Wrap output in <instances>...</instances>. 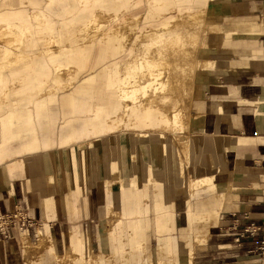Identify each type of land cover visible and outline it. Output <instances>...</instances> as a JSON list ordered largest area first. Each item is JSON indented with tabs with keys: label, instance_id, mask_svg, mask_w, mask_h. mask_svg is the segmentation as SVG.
<instances>
[{
	"label": "crops",
	"instance_id": "obj_1",
	"mask_svg": "<svg viewBox=\"0 0 264 264\" xmlns=\"http://www.w3.org/2000/svg\"><path fill=\"white\" fill-rule=\"evenodd\" d=\"M6 1L0 0L1 13L5 16L25 14L30 25L37 27L32 16L38 9L31 5L32 1L26 0V4L16 8L6 5ZM44 1L47 3L49 0ZM221 3L222 14L225 18L233 19L227 22L226 18L225 28L238 32V35L229 33L234 40L219 41L214 53L210 54L217 66L214 60L212 66L215 68L205 74L202 83V98L194 110L199 117L193 120L192 126L197 133L189 137L190 155L185 160L188 162L186 169L182 166V155L176 149L179 138H182L179 125L168 121L158 124L147 122L143 103L138 106L142 118L131 120L132 104L119 98L120 94H125L124 91L116 92L112 87L106 93L105 102H102V98L101 103L96 102L93 119L74 117L76 114L70 111L65 115L62 98L68 95L66 92L70 95L77 92L73 89L62 90L65 84L63 77L49 60L51 75L43 90L45 99L50 101L46 117L39 120L35 104L31 103L29 107L37 128L36 138L24 133L20 124L17 125L20 126L17 130L19 137L6 143L0 122V215L13 212L17 207H26L37 228L43 220L47 221L46 225L43 224V233L48 240V252L52 254L50 264H58L60 259L70 258L71 254L78 264H85L82 244L85 252L89 251L90 246L96 255H111L108 236V251L98 250L99 242L104 239L100 231L102 218L97 208L103 201L104 192L96 187L91 194L85 193L87 188L96 184L98 178H102V187L106 192L102 212L105 220L118 221L117 213L123 212L127 204H131L130 207L134 204L142 211V219L148 221L150 229V214L152 211L155 213L153 231L158 243L154 253H150L147 234L146 251L135 256L117 255L114 264H177V260L178 264H187L189 253L179 237L183 229L189 232L187 208L183 203H193L195 212L218 211L217 216L208 219L209 223L193 226V234L206 240L205 246L196 253L195 264H264V257L258 251L264 239V0H226ZM42 10L47 11L46 4ZM71 18L63 19V23L70 22ZM52 19L61 22L60 19ZM57 31V36H61L64 27L59 26ZM42 50L44 47L38 44L30 53ZM82 50L90 51V64L76 74L75 88L97 72L96 69L91 70V66L101 55L98 45H87ZM34 66L33 61H29L19 65L15 72H33ZM27 67L31 70H26ZM116 71L114 80L118 78L120 69L117 67ZM10 74L6 73L8 76ZM7 94L0 93L3 109L8 108L5 103L20 108L21 99L31 98L24 97L17 90L8 91ZM9 112L4 111V114ZM155 127L158 130H151ZM173 127L176 132L168 134L167 130ZM90 137L95 139L84 142ZM162 142L174 148L173 157L178 164L180 178L173 166L170 168L174 171L173 176H161L160 181L149 178L150 168L157 161L156 154H152V144ZM82 155H88V161H84ZM212 156L218 166L216 175L221 177L218 182L220 186L212 182L210 188L199 186L194 191L190 180L194 181L196 177L192 173L189 176L187 171L199 166L203 158ZM159 161L165 162L168 170L165 154L159 156ZM3 165L5 168H1ZM64 165L68 170L66 176L62 169ZM58 174L66 177L65 182L71 189L57 179ZM180 179L183 181L182 188ZM15 180L21 183L14 184ZM135 187L136 194L133 192ZM60 193L64 196L58 199L57 194ZM166 195L170 199L173 196V201L167 202ZM202 199L207 200L199 203ZM166 207L169 214H175L174 235L177 242L173 255L166 250L167 236L159 237L156 233L159 210ZM139 219L140 216H130L126 219V226L134 225ZM73 220L79 221L72 223ZM121 222L117 225L125 226ZM247 229L256 230L257 233L251 236L245 233ZM28 237L19 234L13 241L0 240V264H29L35 259H38L35 264H48L41 260L43 256L26 255L25 248L30 249L33 244H38L33 243L37 241L33 231Z\"/></svg>",
	"mask_w": 264,
	"mask_h": 264
},
{
	"label": "rangeland",
	"instance_id": "obj_2",
	"mask_svg": "<svg viewBox=\"0 0 264 264\" xmlns=\"http://www.w3.org/2000/svg\"><path fill=\"white\" fill-rule=\"evenodd\" d=\"M31 1V0H30ZM73 2H75L76 0H72ZM223 1L226 0H155V3L158 4L156 8L150 10L148 7L151 5H153V3L148 2L147 0H141L142 3L138 4V0H127V4L126 7H124L122 10L120 11H116L114 13V17L115 19L111 22V23H107L104 26L102 25L101 28H99V32H96V36H94L92 33L86 34L85 33V26H88V22L90 21L89 18H86V11H85V4H90L91 0H78L75 2V4H73V7H76V12H73L71 14V12L66 16L67 17H73V19H76V22L73 25H69L68 23H61V22H54V20L52 19V16H49V13H45L43 10H38L35 13H38V15L42 16L44 21H49L50 23H56V27L55 30L58 29L59 26L64 27V35L67 36V38L69 39L68 42L66 43H58L57 47H59L60 49L58 51L52 52L49 48V45L45 42V40L48 37L47 34V24L46 23H42L39 27L38 23V27H36V29H40L42 30V35H43V39L33 42L31 43V45L33 46L32 48H26V49H22V52L28 51V53L30 54V56L25 59H22L19 63V65L22 64H26L29 61H33V63L35 64L34 68H32L33 72H28L25 70H22L21 72H23V77H22V82L19 83V86H15V87H10L11 90H17L19 91V89H28V91H24L23 93H21V95H23L24 97H30L29 99L23 98L21 99L22 101H20V105L21 103H26L29 105L33 103L35 104V106L37 107V118L39 120H41L42 118H45L46 115V111H47V107L49 106L50 101H48L47 99H45V94H43V90H45V84L47 82V79L49 78V76L51 75L50 73V65L48 64V60L53 63L56 67L57 70L59 69H67V71H72L73 74L70 75H65L63 76L62 74H60L63 77V80L65 82L64 86L62 87L63 91H71L73 89V91H76V94H72L70 95L68 92H66V94H68L66 97L62 98L61 102L63 105V108H66L64 111L66 112L65 115H67V112H72L73 115L76 114L77 118H91L93 119V115L95 113V104L96 102L101 103V98H102V102L106 101V93L110 90L115 89L116 92H120L122 93L124 90V88L131 83V87L135 88L137 87L138 89L140 88V83H139V79L141 77H143L144 73L152 68V66L150 67L149 65V61H146V57L148 55V53H150L153 50H157L159 51V49H161L162 47V43L165 40V38L169 35L170 37L176 36V34L179 33V31H183L182 28H186L189 29L188 31H207L208 29H216L219 28L221 35L223 36V42H230L231 40H234L233 38L231 39L232 36H237L238 32L236 33V31L234 30H227L225 28V24H226V18H227V22H231L233 19L232 18H228L222 14V5ZM26 2V0H25ZM49 1L47 3L44 2V5L48 4ZM197 3V4H207V5H215V11L216 13H221L222 15H217L212 17L210 15H208V11L206 9V7H204V5H197L195 8H191V5ZM6 5H9L11 8H15L11 5V3L8 1H6ZM31 5L33 6V3L31 2ZM52 7L55 9L57 8L56 3H51ZM195 6V5H192ZM34 7V6H33ZM142 7L143 10H140V8ZM36 9V8H35ZM199 11L200 14L202 15V17L200 18V20L198 21H194V19L192 18V14L195 11ZM132 13V14H131ZM1 19L5 20L8 19L11 22H16V18L12 16H5L3 13H1ZM144 14V15H143ZM25 15V14H24ZM54 18L58 19V16H53ZM33 18V17H32ZM46 18V19H45ZM72 19V20H73ZM61 23V25H60ZM178 27H181V29H178ZM176 28V29H175ZM95 33V32H93ZM191 33V32H189ZM229 33H232V36H229ZM57 35V34H55ZM57 38V37H56ZM123 40H127V42H123ZM43 46L44 50H42L39 53H30L31 49H34L37 47V45ZM87 45H98V48L100 50V58L95 62V65L91 66V70H95L97 72L91 74V76H89L84 82H82L81 84H79V86H77L75 88V80H76V74L79 72H82V70L86 69L85 65L87 66L88 63L90 64V58H91V53L88 50H82L85 46ZM128 45V46H127ZM84 46V47H83ZM202 46H205L204 44ZM65 47V48H63ZM156 48V49H155ZM56 52H59L58 54ZM214 53V50L211 51L210 54ZM25 57V56H24ZM61 57L64 58V60H59ZM136 58V59H135ZM37 59L38 64H37ZM118 59V60H117ZM88 60V61H87ZM215 60V59H214ZM214 62V61H213ZM49 66V67H48ZM71 66V67H70ZM217 66V62L215 60V67ZM118 67V69H120L119 73H118V78H116L114 80V76L117 74L116 68ZM212 66L211 69L215 68ZM26 70H31L30 67L25 68ZM100 69V70H99ZM210 69V70H211ZM6 73H9L7 70H4L2 72L1 75H6ZM31 74V75H30ZM8 78H11V74L10 76L6 75ZM18 78H20L21 76L17 75ZM184 79H195L194 75H186V76H181ZM154 78H159V76H154ZM205 78V77H204ZM36 79L40 80V83H38L36 81ZM119 80V83H118ZM168 77L164 78L161 82H158L157 80H155L154 85H155V89L154 91H160L164 94L163 97V103L167 104L168 102L171 101V95L172 93L169 92L168 90ZM31 85V86H30ZM45 88V89H44ZM3 89L0 87V93H2ZM33 92V93H32ZM147 90H142L141 94H146ZM196 93H192L189 94V96L191 97V100H193V96ZM203 94V92L201 93ZM8 96V95H7ZM69 96H74L72 98H69ZM123 99L125 101H129L130 104H132V100L130 98H125L123 97ZM191 107L195 104L194 101H191ZM141 103L138 104V106H140ZM5 105L8 107L6 109L2 108V104H0V110L3 111L2 116L4 115V111H10L7 114L10 115H14L16 112V109L18 105H14V104H7L5 103ZM174 108L178 107V102H175L174 104ZM72 108H71V107ZM137 106V107H138ZM104 108V112H105V105H103ZM149 108V109H148ZM141 108H138V111L140 112L139 115H141ZM145 112L147 113V111H151V106H146L145 107ZM100 109H99V113H100ZM109 111V108H108ZM148 111V112H149ZM156 111L159 113V119L157 121H152L150 119L149 116L146 115V120L147 122H150L151 124H157V123H164L166 121L168 122H172V123H177L176 120L173 118H171V115L166 113L162 106H156ZM79 115V116H78ZM179 116V112L175 111L173 114V117H177ZM109 117V115H108ZM105 118V117H104ZM103 118V120H104ZM142 117H139L138 119H141ZM106 119V118H105ZM136 119V121L138 120ZM31 120H32V126H34L33 128V132H30L28 130L23 131L24 133L28 134L29 136H34V138H36V132H37V128L35 126L34 123V118L33 115L31 113ZM88 122H90L89 119H87ZM178 124V123H177ZM179 125V124H178ZM157 126V125H154ZM179 127V131L182 134V138H180V140H184L185 143L188 145V151L186 154L183 153L182 149L180 146L177 147L176 145V149L179 151V153L182 155V166H186V164L188 163L187 160L189 155H190V145L188 143L189 141V137L192 134H196L197 132L191 131V132H186L185 130H182ZM156 129L158 130L157 127L152 128L151 130ZM164 130L165 129H161ZM175 127H173L172 129L167 130L168 134H174L175 131ZM138 131V130H137ZM19 137V135H15L14 137L11 138V136L9 137H5V142H10L12 140H15ZM95 139V137H90L87 140H85L84 142L88 141V140H93ZM36 140V139H35ZM179 144V143H178ZM63 154V153H61ZM65 166V165H64ZM62 167L65 176H66V172H68L67 167ZM1 168H5V166H1ZM102 173V172H101ZM188 175H190V171H187ZM65 178L64 176H61V174L57 175V179L60 180V182H62V184L67 188V189H71V187L65 182ZM54 182H56V178H54ZM102 178H98L96 180V184L92 187L90 186L89 188H87V191H85V193L91 194L95 188H100L103 190L104 193H102L103 195V201L102 203H100V206L97 208L98 211V215H101L102 221L104 220V222L102 223V221L100 222V231L102 230V241L99 242V252L104 249L105 251L107 250V236L110 234V232L112 231V235L113 236H117L119 238V242L120 244L126 245L127 246V252L130 253L132 251H134V249L131 247V244L134 243H138L140 244L139 247L142 249V251H146L147 249V235L145 232V236H143L142 238L136 239L134 237V235L130 232L129 234V227H134V226H144V225H136L137 222L134 223V225L132 226H126L127 220L129 217L124 216L121 212L120 216H116L117 218H119V220L117 221L116 219H111L109 220H105V218L102 215L103 212V208H104V204H106L105 199H106V192L102 187ZM200 180V179H199ZM199 180H196L195 183L193 184L192 188H194L193 190L196 191V188H198L199 186L201 187V185L198 183ZM221 181V177H218L217 179V186L220 184L218 182ZM14 184H19L21 183L20 180H15L13 182ZM212 182H209L207 184H205V186L203 188H210L209 184ZM214 183V182H213ZM215 184V185H216ZM199 187V188H200ZM202 188V187H201ZM58 195V199H60L61 197L63 198V193L57 194ZM63 195V196H62ZM101 196V197H102ZM101 202V201H100ZM153 207V204H152ZM23 208V207H21ZM23 209H26V207H24ZM124 211V210H123ZM140 214H143L142 212ZM112 215H109V217ZM123 216V217H122ZM151 218H149L150 224H151V228L148 231V235H149V242H150V253L153 254L155 251V247L157 246V239L154 235V221H155V213L154 211L151 212L150 214ZM159 219L158 220H162L163 218H165L163 216V218H161V214L159 212L158 214ZM202 218V220H205V218L207 219H211L214 218L213 217V212H209L206 210H203L200 212V216L199 218ZM84 218V217H82ZM81 218V219H82ZM136 218V217H135ZM194 220H190V218H188L189 221V227H191V223H194L197 221L196 217H193ZM80 219V220H81ZM101 220V219H98ZM97 220V221H98ZM139 220H142V217H140ZM201 220V221H202ZM79 220H73L72 223L77 222ZM87 222L89 220H86ZM121 221H123L124 225H117L118 222L122 223ZM45 220L42 221V224L46 225ZM85 221H83L84 223ZM199 222V221H198ZM113 223V224H112ZM174 223H175V219H174ZM111 224L113 226H111ZM204 224V223H202ZM51 225V224H50ZM112 228H111V227ZM193 227V226H192ZM111 231H110V230ZM109 230V232H108ZM69 231H73L72 229H69ZM68 231V232H69ZM126 231V232H125ZM156 233L159 234L157 232V228H156ZM169 233L168 231L165 232ZM184 233V234H183ZM188 233V232H187ZM186 233V229H183L181 232V236L187 234ZM34 239L35 236H34ZM101 239V240H102ZM126 240V241H125ZM39 241V240H38ZM33 242V243H37ZM110 241V240H109ZM111 244H114L110 242ZM193 244H194V261L193 263L195 264L196 262V253H198V249L201 247H204L206 244V240L203 236H201L199 239L195 236V238L193 239ZM112 247V253L111 256L113 258V260L115 259V255L117 253L114 252L113 247H115L114 245L111 246ZM97 250V251H98ZM102 255V254H99ZM179 255H182V251H179ZM179 256V258H180ZM85 258V257H84ZM35 260H31L30 263L35 264V262H37ZM29 263V264H30ZM85 264H90L89 262H87L85 260Z\"/></svg>",
	"mask_w": 264,
	"mask_h": 264
},
{
	"label": "bare ground",
	"instance_id": "obj_3",
	"mask_svg": "<svg viewBox=\"0 0 264 264\" xmlns=\"http://www.w3.org/2000/svg\"><path fill=\"white\" fill-rule=\"evenodd\" d=\"M33 3L34 8L41 10L44 8V0H31ZM78 1V0H76ZM75 1V2H76ZM148 2L153 3V5L150 4L148 7L150 10L157 7L158 4L155 3V0H147ZM176 1V0H174ZM192 1V0H190ZM11 5L13 7H20L26 4L25 0H9ZM72 0H49V3L47 6V11L45 13H50V15L58 16V19L63 22V19L66 18V16L71 12H76V7H73V4H75ZM51 3H56L57 8H53ZM138 4L142 3L141 0H138ZM127 0H91L90 4H85V13L86 18H89L90 21L88 22V26H85V33L89 34L92 33L94 36H96V32H99V28L105 24L111 23L115 17L114 13L116 11L122 10L124 7H126ZM195 5V6H192ZM191 5V8H195L197 5H204L208 11V15L214 17L217 15H222L221 13H216L215 11V5H207V4H197L194 3ZM140 10H143L142 7ZM44 11V10H43ZM195 11V10H193ZM13 17L16 18V22H11L8 19L2 20L1 14H0V87L3 89L2 93L4 95H8L7 92L11 91L10 87H15L16 83L22 82L23 72H15L17 68H19V63L22 59L28 58L30 54L28 51L22 52V49L26 48H32L33 46L31 43L39 41L43 39L42 30L33 28L30 25V22L28 21V18L25 17L24 14L19 15H13ZM33 19L38 23L39 27L42 23L47 24V34L48 37L45 40V42L49 45V48L52 52L58 51L60 48L57 47L58 43H66L68 42L67 36L62 34L61 36H57V29L55 30L56 23H50L49 21H44L42 16L38 15V13L33 14ZM202 15L199 11H195L192 14V18L194 21L200 20ZM46 19V18H45ZM73 19V17L71 18ZM76 22V19H73L69 22V25H73ZM107 22V23H106ZM65 23V22H64ZM37 25V27H38ZM176 29V28H175ZM178 29H181V27H178ZM183 31H179L176 36L170 37L169 35L165 38V40L162 43L161 49L159 51L153 50L150 53H148L146 57V61H149V66L152 68L148 69L143 77L139 79L140 88L137 87H131V83H129L124 88V95L120 94V99L122 100L123 97L130 98L132 100V119L136 120L139 117H142L140 112L138 111V104L143 103L145 106H151V111H147L146 115L150 117L152 121H157L159 119V113L156 111V106H162L163 110L171 115V118L173 120L175 119L176 122L179 124L180 128L182 130H185L186 132L193 131V120L197 119L199 117V114L196 113L195 107L198 106L201 98H202V92L204 85L203 80L205 77V74L209 72V70L212 68L214 57H211L210 53L211 51L215 50L218 47V42L223 41V36L221 35L220 29H208L207 31H188L189 29H186L185 27L182 28ZM95 32V33H93ZM191 32V33H189ZM57 37V38H56ZM123 42H127V40H123ZM205 46H202V45ZM156 49V48H155ZM57 54L59 52H56ZM25 56V57H24ZM136 59V58H135ZM59 60H64L63 57H61ZM4 70H7L8 72H11V79H9L6 75H1ZM63 76L73 74L72 71H67L65 69H59L58 71ZM194 75L195 79H184L180 78L177 81V78L180 76H186V75ZM17 75L21 76L20 78L17 77ZM159 76V78H154V76ZM168 77V90L171 95V101L167 104L163 103V97L164 94L160 91L155 92V85L153 82L157 80L158 82H161L164 78ZM38 83H40L39 79H36ZM31 86V85H30ZM142 90H147L146 94H141ZM21 93L24 91H28V89H19ZM196 93L193 96V100H191V97L189 94ZM22 101V100H21ZM191 101H194L195 104L191 107ZM178 102V107L174 108V103ZM16 112L14 115L10 114H4L2 116L3 111L0 110V122L2 125V128L4 129V136L14 137L18 134V129L22 125L23 131L28 130L30 132H33L34 126H32V120H31V112L29 109V105L26 103H21L20 108L17 106ZM179 112V116L173 117L174 112ZM223 111V110H222ZM148 120V119H147ZM158 124V123H157ZM19 135V134H18ZM179 146L181 147L184 154H186L188 151V145L185 143L184 140H178ZM154 144V143H153ZM152 144V154H156V159L154 163L156 164L152 168H150L149 172V178H153L156 181H160L161 176L168 177L173 176L174 171L173 169H170L172 166L175 167V173L178 178L179 172H178V164L175 161L173 155L175 153L174 148L171 146L169 147V143L162 142L161 144ZM166 151V153H164ZM165 154L167 156L168 162H167V168L166 170V164L165 162L159 161V156L161 154ZM88 155H82V158L84 161H88ZM138 158H140L139 155H137ZM172 156V158H171ZM184 169L187 168V164L184 167ZM218 166L216 163L215 158L212 156L211 158H203L202 163L197 166L193 167V169L189 168L190 173L194 177H196L195 180H198V183L204 187L205 184L209 182H214L216 184L218 176L216 175ZM142 172V171H141ZM213 173V174H211ZM202 175H206V177H202ZM208 175V176H207ZM216 175V176H215ZM191 176V175H189ZM148 179V178H147ZM181 180V179H180ZM195 180H190L191 187L195 183ZM164 186V184H163ZM169 187V185H167ZM181 188L183 186V181L181 180ZM174 188V186H173ZM132 190V188H131ZM137 191L136 187L134 188L133 192ZM128 192V191H127ZM181 189L182 198L183 193ZM126 193V192H125ZM128 196L127 198H129ZM127 198L125 201H127ZM172 199L174 197L172 196ZM170 199L169 195H166V201L170 202L173 201ZM207 200V199H205ZM204 199L200 200V202L205 201ZM127 204V202H125ZM131 204H127L125 206V209H123V215L124 216H135V217H142V214H140L142 211L139 209V207H135L133 204L130 207ZM184 207L187 208V216L190 218V220H194L193 217H196L197 221L194 223H191V227H189V232L183 236H181V240L183 241V246L186 245V251L189 253L188 257V263L187 264H194V244L193 239L195 238V235L193 234V227L195 224H207L209 223V220L205 218V220H202L203 217L199 218L200 212H195L193 210V203H183ZM124 208V207H123ZM161 211V218L163 216L162 220H158L157 223V232L159 233V237L167 236L166 242L167 247L166 250H168L169 255H173V252L176 250L175 243L177 242V238L174 235L176 233L175 230V214H169L167 211V207L164 208V210ZM207 211V210H206ZM149 212H146L148 214ZM110 214H116L115 212H111ZM121 213H117V217L120 216ZM169 214V216H167ZM218 215V211L213 212V217ZM168 217V219H167ZM202 220V221H201ZM199 221V222H198ZM136 225H144V226H132L129 227V234L130 232L134 235L136 239L142 238L148 234L149 231V225L148 221H142L138 220L136 221ZM113 224V223H112ZM111 224V226H113ZM110 226V227H111ZM112 228V227H111ZM186 229V228H185ZM110 230V229H109ZM108 230V232H109ZM112 230V229H111ZM110 230V231H111ZM168 231L169 233L165 232ZM43 224L41 223L38 228L36 229V235H37V243L33 244L30 249L25 248V253L27 256H43V261L49 263V257L52 256L50 251L48 252V240L44 236L43 233ZM126 232V231H125ZM30 232H22L21 234L27 235ZM184 234V233H183ZM22 237V236H21ZM198 239L201 236H196ZM29 238V237H28ZM108 238L110 242H115V248L114 252L117 253L115 255V259L113 260L112 256H104V255H96L92 252L90 246L89 251L85 252V247L82 244L81 249L84 251V257L87 262L90 264H114L116 260V256H129L135 254H138L142 252V249L139 247L140 244L134 243L131 244L134 251L128 253L127 246L120 244L119 238L117 236L112 235V231L108 235ZM179 239V238H178ZM114 244H111V246ZM51 255V256H50ZM119 256V257H120ZM173 258V257H172ZM38 264V263H37ZM58 264H78L76 262V258L73 254H71L70 258L60 259ZM178 264V260H177Z\"/></svg>",
	"mask_w": 264,
	"mask_h": 264
},
{
	"label": "built area",
	"instance_id": "obj_4",
	"mask_svg": "<svg viewBox=\"0 0 264 264\" xmlns=\"http://www.w3.org/2000/svg\"><path fill=\"white\" fill-rule=\"evenodd\" d=\"M37 223L29 215L27 209L15 208L13 212L0 215V240L13 241L17 239V236L22 232L33 231L35 238ZM246 234L251 236L257 233L256 230L247 229ZM259 255L264 257V239L258 249Z\"/></svg>",
	"mask_w": 264,
	"mask_h": 264
}]
</instances>
